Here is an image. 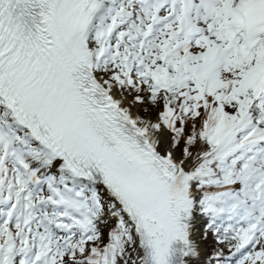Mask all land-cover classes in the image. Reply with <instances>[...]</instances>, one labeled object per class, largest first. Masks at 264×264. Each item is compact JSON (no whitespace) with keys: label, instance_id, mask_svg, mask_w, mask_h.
I'll return each mask as SVG.
<instances>
[{"label":"snow or ice","instance_id":"1","mask_svg":"<svg viewBox=\"0 0 264 264\" xmlns=\"http://www.w3.org/2000/svg\"><path fill=\"white\" fill-rule=\"evenodd\" d=\"M0 264H264V0H0Z\"/></svg>","mask_w":264,"mask_h":264}]
</instances>
